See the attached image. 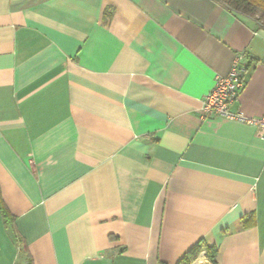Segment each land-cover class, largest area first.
Returning a JSON list of instances; mask_svg holds the SVG:
<instances>
[{
    "label": "crops",
    "instance_id": "0c3cea01",
    "mask_svg": "<svg viewBox=\"0 0 264 264\" xmlns=\"http://www.w3.org/2000/svg\"><path fill=\"white\" fill-rule=\"evenodd\" d=\"M264 2V0H261ZM264 25L217 0H0V264H264ZM189 264H212L202 247Z\"/></svg>",
    "mask_w": 264,
    "mask_h": 264
},
{
    "label": "built area",
    "instance_id": "2783aa9c",
    "mask_svg": "<svg viewBox=\"0 0 264 264\" xmlns=\"http://www.w3.org/2000/svg\"><path fill=\"white\" fill-rule=\"evenodd\" d=\"M240 60L241 56L235 59L228 75L215 76L213 86L205 95L202 103V112L204 115H215L252 123L257 126L259 136L264 139V114L246 118L241 111L236 113L230 111L231 104L238 100L244 85L246 68Z\"/></svg>",
    "mask_w": 264,
    "mask_h": 264
},
{
    "label": "trees",
    "instance_id": "16d2710c",
    "mask_svg": "<svg viewBox=\"0 0 264 264\" xmlns=\"http://www.w3.org/2000/svg\"><path fill=\"white\" fill-rule=\"evenodd\" d=\"M217 1L221 2V4H223L228 9L236 11L245 16H250V17L256 16L258 19L262 21L260 23L264 25V2H262L261 0H217ZM259 10H261L262 12L260 16L258 15ZM0 210L4 221L8 222L10 220L9 213L1 204H0ZM202 247L204 248L206 256L209 259V261L212 264H216V253H217L216 246L205 245L204 243L203 245L202 243H198L197 245L191 247L187 251V254L183 257V259L179 261L178 264H189V261L201 251Z\"/></svg>",
    "mask_w": 264,
    "mask_h": 264
},
{
    "label": "rangeland",
    "instance_id": "374dc122",
    "mask_svg": "<svg viewBox=\"0 0 264 264\" xmlns=\"http://www.w3.org/2000/svg\"><path fill=\"white\" fill-rule=\"evenodd\" d=\"M262 14L261 10H259L258 15L260 16ZM258 16V17H259ZM258 19V18H257ZM260 22H262L260 19H258Z\"/></svg>",
    "mask_w": 264,
    "mask_h": 264
}]
</instances>
